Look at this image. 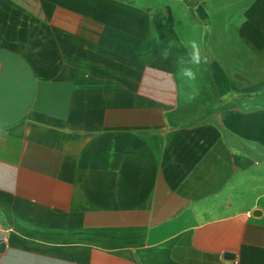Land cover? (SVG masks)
Listing matches in <instances>:
<instances>
[{
	"label": "crops",
	"instance_id": "1",
	"mask_svg": "<svg viewBox=\"0 0 264 264\" xmlns=\"http://www.w3.org/2000/svg\"><path fill=\"white\" fill-rule=\"evenodd\" d=\"M172 4L0 0V264H264V0Z\"/></svg>",
	"mask_w": 264,
	"mask_h": 264
},
{
	"label": "rangeland",
	"instance_id": "2",
	"mask_svg": "<svg viewBox=\"0 0 264 264\" xmlns=\"http://www.w3.org/2000/svg\"><path fill=\"white\" fill-rule=\"evenodd\" d=\"M172 3L174 8L179 10H177L175 14L179 15L183 22H185L187 18L190 22L189 27H193V19L189 16V13L186 10L181 11L179 9L178 4L180 3V0H172ZM205 31L207 30L203 29L202 31L203 39L206 36ZM200 51L202 57H206V61L202 60V62L198 65L193 64L191 60L187 61L185 63V68L183 69L184 71L185 69H192L196 73V79L190 80L184 75L181 77L183 96L181 99V106L177 112L179 114V125L199 123L205 118L209 117L212 113L209 108L210 102L213 101L212 84L209 75H207V65L209 62L208 57L210 53L207 50H204V48L200 49ZM256 69L259 71H264V63ZM255 76H257V74H255ZM234 78L238 80L241 77L235 76ZM243 80L246 83L248 82L247 78H243Z\"/></svg>",
	"mask_w": 264,
	"mask_h": 264
},
{
	"label": "clouds",
	"instance_id": "3",
	"mask_svg": "<svg viewBox=\"0 0 264 264\" xmlns=\"http://www.w3.org/2000/svg\"><path fill=\"white\" fill-rule=\"evenodd\" d=\"M192 49H193V51L191 52L190 56H191V62L193 64H197L198 65V64H200L202 62V60L206 61V57H202L200 48L195 42H193V44H192ZM163 56H164L165 59H167L168 52L166 51L163 54ZM184 76L187 77L190 80H195L196 79V73L190 68L189 69H185Z\"/></svg>",
	"mask_w": 264,
	"mask_h": 264
},
{
	"label": "water",
	"instance_id": "4",
	"mask_svg": "<svg viewBox=\"0 0 264 264\" xmlns=\"http://www.w3.org/2000/svg\"><path fill=\"white\" fill-rule=\"evenodd\" d=\"M3 248V243H0V250Z\"/></svg>",
	"mask_w": 264,
	"mask_h": 264
}]
</instances>
